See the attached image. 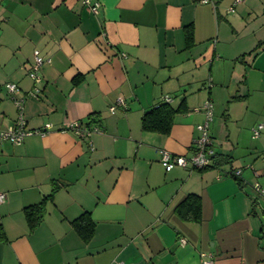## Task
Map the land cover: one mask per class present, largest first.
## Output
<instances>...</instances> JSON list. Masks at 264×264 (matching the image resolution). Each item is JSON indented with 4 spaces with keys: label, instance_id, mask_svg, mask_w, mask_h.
<instances>
[{
    "label": "crops",
    "instance_id": "crops-1",
    "mask_svg": "<svg viewBox=\"0 0 264 264\" xmlns=\"http://www.w3.org/2000/svg\"><path fill=\"white\" fill-rule=\"evenodd\" d=\"M97 1L0 0V130L14 97L29 129L51 126L0 140V264H264V0ZM166 96L170 132L144 129ZM208 100L212 164L168 171L161 150L193 154ZM75 120L103 132L81 138ZM87 212L89 239L74 223Z\"/></svg>",
    "mask_w": 264,
    "mask_h": 264
},
{
    "label": "built area",
    "instance_id": "built-area-1",
    "mask_svg": "<svg viewBox=\"0 0 264 264\" xmlns=\"http://www.w3.org/2000/svg\"><path fill=\"white\" fill-rule=\"evenodd\" d=\"M83 1L84 4L90 6L95 13L100 12L101 4L97 0ZM204 1L209 2L210 0ZM35 55L36 58L35 62L33 63V67L30 71V76L39 82L42 78L40 75V69L43 66L44 58L41 55L40 50H36ZM7 86L12 94L17 92L19 89L18 84L14 82H9ZM14 99L16 100V103L20 109V116L13 125L9 126L7 129L0 130V140L10 141L13 144L19 145L22 144L25 138L29 135H46L49 128L51 127L50 124H47L42 128L29 129L27 127V120L24 116L23 100L17 99L16 97H14ZM164 100L167 102H171L172 97L166 96ZM121 106H126V101L124 98H120L114 105H112L111 110L113 112H116ZM204 110L206 113V119L203 123L198 126L200 130V136L195 140L194 152L191 156L174 154L168 149L161 150V162L168 171L174 169L177 166H183L186 168L193 169H204L212 164L213 156L215 154V150L213 149V136L211 133V123L214 119V103L212 100H208L205 103ZM263 128L264 126L262 124L259 125L258 128H255L254 136L256 138L260 137L261 130ZM66 129L72 130L76 135L80 136L81 138H91L94 133L103 132V129L100 126L84 122L82 120L73 121ZM91 147L93 148V143H91ZM235 173L239 176L242 174V170H237ZM256 188L262 194H264V188L261 186V184L256 183ZM7 199L8 194L6 192H0V204L6 202ZM204 255L206 259L204 260L203 264H215V261L212 258L208 257L206 254Z\"/></svg>",
    "mask_w": 264,
    "mask_h": 264
},
{
    "label": "trees",
    "instance_id": "trees-1",
    "mask_svg": "<svg viewBox=\"0 0 264 264\" xmlns=\"http://www.w3.org/2000/svg\"><path fill=\"white\" fill-rule=\"evenodd\" d=\"M80 79L81 78H78L77 81ZM180 110L181 108L177 109L172 106L170 102L164 100L144 114L143 127L146 130H157L163 133H169L174 123V117ZM199 204V198L196 195H193L182 204V209L186 208V211L189 212L193 209L199 208ZM42 205L43 203L27 207L28 218L32 225H34L39 219L37 217V211H41ZM74 223L85 238L89 239L90 236H92L95 223L92 220L90 213L87 212L82 214Z\"/></svg>",
    "mask_w": 264,
    "mask_h": 264
},
{
    "label": "rangeland",
    "instance_id": "rangeland-1",
    "mask_svg": "<svg viewBox=\"0 0 264 264\" xmlns=\"http://www.w3.org/2000/svg\"><path fill=\"white\" fill-rule=\"evenodd\" d=\"M258 102V105L261 107V109H262V113L264 112V98L263 99H257L256 101H255V103H257Z\"/></svg>",
    "mask_w": 264,
    "mask_h": 264
}]
</instances>
